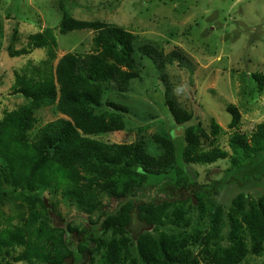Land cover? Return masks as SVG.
I'll use <instances>...</instances> for the list:
<instances>
[{
  "label": "trees",
  "instance_id": "1",
  "mask_svg": "<svg viewBox=\"0 0 264 264\" xmlns=\"http://www.w3.org/2000/svg\"><path fill=\"white\" fill-rule=\"evenodd\" d=\"M56 29L59 35L94 32L91 51L68 52L53 63L58 42L50 28L31 35L26 49L8 47L15 56L44 49L47 58L42 65L27 66L15 75L11 92L26 102L0 119V185L18 190L19 199L31 205L27 215L17 214L16 224L10 223L11 217L5 223L0 220V264H201L191 246L201 247L211 264H239L248 253L261 254L264 191L250 203L241 193L231 199L226 214L229 245L221 247L224 211L213 200L219 192L217 183L198 185L196 174L190 172L194 165L228 158V152L216 146L223 129L214 119L209 132L200 123L184 127L180 151L171 131L154 134L153 143L161 151L157 156L148 153L141 141L117 144L99 138L125 129L123 115L128 108L102 100L103 95L130 90L131 81L141 75L138 59H149L165 82L163 72L174 63L186 62V52L178 48L164 52L149 42L135 46L136 36L123 27L77 20L65 10ZM251 77L261 91L264 75ZM164 105L177 127L183 128L193 118L169 84L164 88ZM47 108L58 116L39 125L37 113ZM226 110L231 115L228 127L235 129L228 139L235 154L230 162L237 166L234 169L245 170L246 163L255 165L260 155L264 157V121L247 137L236 131L241 119L238 109L229 104ZM168 188L193 191V201H185L198 208L200 219L209 214L205 233L164 232L167 225L181 231L191 227L183 203L155 202L153 197ZM147 189H151L149 199L135 205L138 191ZM44 194L64 224L59 204L76 208L87 228L53 225ZM111 201L118 205L114 210L108 209ZM134 212L146 228L133 237L129 227ZM150 227L155 235L149 233ZM68 234L76 236L74 243H69Z\"/></svg>",
  "mask_w": 264,
  "mask_h": 264
},
{
  "label": "rangeland",
  "instance_id": "2",
  "mask_svg": "<svg viewBox=\"0 0 264 264\" xmlns=\"http://www.w3.org/2000/svg\"><path fill=\"white\" fill-rule=\"evenodd\" d=\"M63 10L77 20H98L123 27L136 36L135 46L149 42L164 52L175 48L186 52V62L180 65L174 63L163 72L166 74L165 82L149 59H138L141 75L131 81L130 90L123 94L103 95L102 100L103 103L110 100L128 108V113L123 115L125 129L99 138L117 144L141 141L148 153L157 156L161 151L153 143L154 134L166 135L171 131V137L180 151L184 127L200 123L209 132L210 120L214 119L223 129L216 146L228 152V158L209 165H194L190 172L196 174L198 185L217 183L219 192L213 200L222 205L224 211L220 246L227 247L226 214L231 199L241 193L250 203L264 191L262 155L255 165L246 163L245 170L234 169L237 166L230 162L235 154L228 146V139L235 129L228 127L231 115L226 110L229 104L238 109L241 119L236 131L247 137L257 124L264 121V88L260 91L251 77L254 73L264 75V0H0V119L6 112L26 102L11 92L15 75L22 74L27 66L42 65L47 58L44 49L15 56L8 51V47L14 51L26 49L31 35L50 28L58 42L53 63L68 52L84 54L91 51L94 32L57 33L56 27ZM166 84L170 85L171 93L181 106L193 114L192 120L183 128L175 126L164 105ZM57 116L52 108L37 113L39 125ZM192 192L185 188L181 191L168 188L153 197L157 203L177 200L189 211V229L181 231L167 225L163 228L164 232L192 235L195 230L200 233L208 230L209 214L200 219L198 208L185 201H193ZM19 195L18 190L0 185L2 223L11 217L10 223L16 224L17 214L27 215L31 205L20 200ZM150 195L151 189L138 191L133 198L134 204L148 200ZM44 197L53 225L64 228L65 224L72 223L80 229L87 228L83 215L76 208L59 204L57 211L65 218L64 224L47 203L48 194ZM117 206L115 201H111L108 209L114 210ZM145 228L134 212L130 235L134 237ZM149 233L156 234L153 227L149 228ZM67 237L71 241L69 243L77 239L74 234ZM246 244L249 250L250 241L247 240ZM190 248L201 264H211L205 261L201 247ZM239 264H264V250L259 255L248 253Z\"/></svg>",
  "mask_w": 264,
  "mask_h": 264
}]
</instances>
